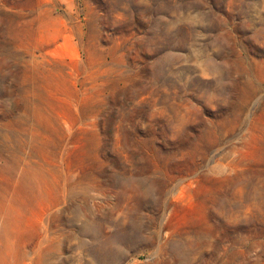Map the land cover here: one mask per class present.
Masks as SVG:
<instances>
[{
	"label": "rangeland",
	"instance_id": "374dc122",
	"mask_svg": "<svg viewBox=\"0 0 264 264\" xmlns=\"http://www.w3.org/2000/svg\"><path fill=\"white\" fill-rule=\"evenodd\" d=\"M0 250L264 264V0H0Z\"/></svg>",
	"mask_w": 264,
	"mask_h": 264
},
{
	"label": "bare ground",
	"instance_id": "6f19581e",
	"mask_svg": "<svg viewBox=\"0 0 264 264\" xmlns=\"http://www.w3.org/2000/svg\"><path fill=\"white\" fill-rule=\"evenodd\" d=\"M13 220V219H12ZM10 222V221H9ZM0 252H1V250H0Z\"/></svg>",
	"mask_w": 264,
	"mask_h": 264
}]
</instances>
